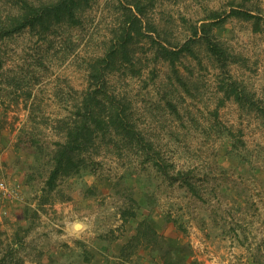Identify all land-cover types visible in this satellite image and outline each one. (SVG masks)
<instances>
[{
  "label": "rangeland",
  "instance_id": "rangeland-1",
  "mask_svg": "<svg viewBox=\"0 0 264 264\" xmlns=\"http://www.w3.org/2000/svg\"><path fill=\"white\" fill-rule=\"evenodd\" d=\"M13 1L0 0V9ZM141 2L144 34L128 45L134 65L124 60L108 70L107 88L128 98L139 127L166 159L193 167L203 198L101 144L95 172L60 178L44 199L48 155L38 150L34 161V142L46 147L59 137L55 126L87 85L88 63L121 26V0H90L77 24L0 40V258L10 248L14 258L6 264H161L147 250L120 255L143 218L184 246L178 254L185 264H264V0ZM231 3L251 7L261 28L235 15L211 26L228 70L202 37L175 67L163 59L159 43L179 48L194 26L209 21V11L228 12ZM231 79L261 111L226 96L222 84ZM127 209L135 214L124 216Z\"/></svg>",
  "mask_w": 264,
  "mask_h": 264
},
{
  "label": "trees",
  "instance_id": "trees-1",
  "mask_svg": "<svg viewBox=\"0 0 264 264\" xmlns=\"http://www.w3.org/2000/svg\"><path fill=\"white\" fill-rule=\"evenodd\" d=\"M11 3L0 9V40L24 30L43 35L59 24H77L81 21V10L90 3V0H17ZM120 6L122 18L117 35L101 56L93 58L88 63L87 85L69 107L68 116L60 119L55 126L59 137L46 147L38 144L37 140L34 142V161L41 159L42 155L37 154L38 150L45 149V154L48 155L46 162L43 163L46 173L42 179L44 183L42 195L44 199L47 198V193L57 186V181L62 177L81 174L88 170L95 172L100 162L97 160L100 146L106 144L120 156L126 151L139 164L150 165L170 184H178L195 197L203 198V189L194 180L193 167L177 166L166 159L152 136L146 135L139 127L128 98L107 88V71L118 68L124 60L134 65V61L130 59L128 45L134 36L144 34L141 17L145 12L141 0H121ZM237 6L240 5L231 3L228 12L212 9L204 18L209 21L201 26H194L192 37L179 48L159 43V53L175 67L181 52L189 50L193 39L202 37L208 53L225 72L228 70L227 63L230 59L224 46L211 34V26L224 21L227 16L235 15L252 20L253 30L261 28V18L251 11V7ZM236 84L234 79L223 81L222 88L226 96L233 97L239 102H246L249 109L261 111V107L255 105V100L250 95L241 94ZM166 103L171 108H176L171 101L167 100ZM20 142L18 139L16 143L18 147L21 146ZM22 147L26 148L28 145ZM30 178H33L31 173L28 174V179ZM134 214V209L124 211V216L127 217ZM9 250L6 253L7 258H0V264H6L9 257L10 261L14 259L11 258L12 249ZM145 250L150 254H158L161 264H185L187 261L186 255L178 254L184 250V246L167 239L165 233L157 231L149 218L137 222L133 233L120 248V255L127 257Z\"/></svg>",
  "mask_w": 264,
  "mask_h": 264
},
{
  "label": "built area",
  "instance_id": "built-area-1",
  "mask_svg": "<svg viewBox=\"0 0 264 264\" xmlns=\"http://www.w3.org/2000/svg\"><path fill=\"white\" fill-rule=\"evenodd\" d=\"M0 187L3 188L4 187V181L0 180Z\"/></svg>",
  "mask_w": 264,
  "mask_h": 264
},
{
  "label": "bare ground",
  "instance_id": "bare-ground-1",
  "mask_svg": "<svg viewBox=\"0 0 264 264\" xmlns=\"http://www.w3.org/2000/svg\"><path fill=\"white\" fill-rule=\"evenodd\" d=\"M76 228L80 227V223H75Z\"/></svg>",
  "mask_w": 264,
  "mask_h": 264
}]
</instances>
